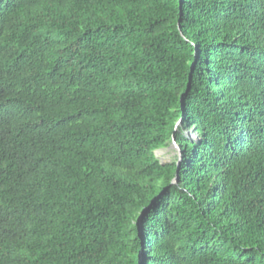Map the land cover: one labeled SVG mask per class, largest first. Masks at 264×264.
Masks as SVG:
<instances>
[{"label":"trees","instance_id":"1","mask_svg":"<svg viewBox=\"0 0 264 264\" xmlns=\"http://www.w3.org/2000/svg\"><path fill=\"white\" fill-rule=\"evenodd\" d=\"M0 221V264H264V0H0Z\"/></svg>","mask_w":264,"mask_h":264},{"label":"rangeland","instance_id":"2","mask_svg":"<svg viewBox=\"0 0 264 264\" xmlns=\"http://www.w3.org/2000/svg\"><path fill=\"white\" fill-rule=\"evenodd\" d=\"M186 134L191 137L194 135L193 132L189 130L186 131ZM178 152L179 150L175 143L168 142L166 146L156 149L155 155L160 160V162L168 163L176 159Z\"/></svg>","mask_w":264,"mask_h":264},{"label":"water","instance_id":"3","mask_svg":"<svg viewBox=\"0 0 264 264\" xmlns=\"http://www.w3.org/2000/svg\"><path fill=\"white\" fill-rule=\"evenodd\" d=\"M180 122H181V121H178L177 124L179 125ZM178 125H177V126H178ZM177 126H176V128H177ZM172 137H173V138H172V139H173V140H172V143H175V145L178 147L177 143L175 142V137H174V136H172ZM154 154H155V150H154ZM178 164H179V161H178ZM177 180H178V176H177L173 181L175 182V181H177ZM141 218H142V215H140V217H139V219H138V227H139V229H140V226H141Z\"/></svg>","mask_w":264,"mask_h":264},{"label":"clouds","instance_id":"4","mask_svg":"<svg viewBox=\"0 0 264 264\" xmlns=\"http://www.w3.org/2000/svg\"><path fill=\"white\" fill-rule=\"evenodd\" d=\"M0 223H1V221H0ZM0 260H1V257H0Z\"/></svg>","mask_w":264,"mask_h":264}]
</instances>
